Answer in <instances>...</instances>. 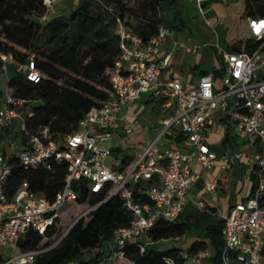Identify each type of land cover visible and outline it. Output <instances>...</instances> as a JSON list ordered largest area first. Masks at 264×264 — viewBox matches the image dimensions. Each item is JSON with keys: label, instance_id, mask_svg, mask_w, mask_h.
<instances>
[{"label": "built area", "instance_id": "1", "mask_svg": "<svg viewBox=\"0 0 264 264\" xmlns=\"http://www.w3.org/2000/svg\"><path fill=\"white\" fill-rule=\"evenodd\" d=\"M185 1L205 15L206 0ZM42 4L44 12L39 22L54 14V0H42ZM245 24L249 38L239 51H217L223 61L222 76L207 74L192 83L170 67L172 53L161 55L169 36L167 29L160 27L156 36L143 43L124 20L117 18L114 32L119 38V55L105 70L108 95L85 114L75 132L62 137L53 136L47 127L28 133L25 121L32 115L31 102L15 98L12 89L6 88L5 96L0 98V130L16 129V138L22 139L23 135L26 141L16 151L13 143L0 146L2 264H34L37 256L58 244L66 233L42 248L47 232L56 230L61 206L75 201L82 192H106L105 200L117 197L130 218L127 226L113 231L107 258H123L128 247L143 254L153 243L149 231L155 222H174L185 210L190 190L203 178L198 169L210 173L218 160L220 172L226 173L242 157V153L229 149L217 158L209 148L206 127L217 114L231 124L237 138L247 143L246 164L253 184L248 196L232 205L223 217L220 264H264V17H247ZM173 48L186 54L199 49L177 42ZM10 64L29 82L37 83L41 78L33 56L17 64L11 55L0 53V72L6 73ZM163 71L168 77H162ZM141 93L165 100V107H173V112L159 120L154 137L132 161L109 168L104 160L111 155L108 142L121 123L119 114ZM122 126L125 134L139 127L137 121L126 120ZM9 159H16L25 171L53 173V166L64 167L61 188L49 200L22 180L8 193L12 172ZM74 182L78 190L72 187ZM217 187V179L204 182V191L210 196L216 195ZM197 205L202 207L201 203ZM31 232L42 238L40 244L33 250L19 251L20 242ZM141 237L147 242H141ZM211 257L210 248L205 247L194 253H179L180 261L169 256L162 262L204 264ZM104 258L88 264H101Z\"/></svg>", "mask_w": 264, "mask_h": 264}, {"label": "trees", "instance_id": "2", "mask_svg": "<svg viewBox=\"0 0 264 264\" xmlns=\"http://www.w3.org/2000/svg\"><path fill=\"white\" fill-rule=\"evenodd\" d=\"M43 12L42 0H0V53L11 55L17 64L33 56L40 80L29 82L14 64H10L7 88L12 89L15 98L31 102L32 115L25 121L27 132L32 134L47 127L55 137L75 132L85 114L106 99L109 81L105 70L119 55V38L114 32L117 18L124 20L143 43L156 36L160 27L177 35L188 29L183 0H81L67 16H56L45 23L38 21ZM243 17H264V0H246ZM248 38L247 32L244 40H233L224 49L239 51ZM214 57L219 69L200 71L201 76H222V57L216 52ZM196 69L195 66L191 70ZM4 132L10 133L7 129ZM22 141H26V136L22 135ZM227 143L228 137L224 141ZM118 152L119 149H112L111 155ZM130 161L132 158L123 157L119 167ZM8 162L12 171L8 193L22 180H27L34 192L49 200L61 188L65 174L62 166H53L54 172L47 173L44 170L25 171L16 159ZM77 185L73 183L74 190H78ZM106 195V192L90 195L82 192L75 201L62 205L56 230L47 232L42 248L51 246L66 234L58 244L37 256L34 264H88L105 257L102 247L111 241L116 228L127 226L130 220L121 201L117 197L105 200ZM214 212L199 211L187 205L174 222L156 221L149 235L153 242H158L194 234L197 238L189 252L208 246L212 252L210 260L220 264L224 222L216 221ZM67 219L71 223L60 236ZM41 240L38 234L28 233L20 242L19 251L33 250ZM97 249L93 258H86ZM179 252L178 248L159 251L147 248L140 254L136 248L128 247L123 258L105 257L101 264H163L162 259L169 256L180 261Z\"/></svg>", "mask_w": 264, "mask_h": 264}, {"label": "rangeland", "instance_id": "3", "mask_svg": "<svg viewBox=\"0 0 264 264\" xmlns=\"http://www.w3.org/2000/svg\"><path fill=\"white\" fill-rule=\"evenodd\" d=\"M217 0H206L208 4L210 3H216ZM185 11L187 15L188 20V29L183 32L184 37H186L188 40L186 42L187 45H196L199 47V51L197 54H187L182 55V53L176 52L175 58L177 62H184L188 63L189 65L198 64V60L201 56L204 55V58L202 59L203 62L199 66V69L203 70L205 68L204 63L206 62L205 55L207 54V61H208V67H212L211 65L217 64V59L214 57V54L216 51H218L219 48H224L226 44H228L230 39H235L237 41L244 40L247 37L246 28L244 26L245 19L242 15V5L243 0H239L236 2V0H219L216 3L215 10H212V12H206L204 16H201L196 9H194V6L192 2L184 1ZM132 5V4H131ZM56 11H65V4H59L56 7ZM61 14V13H60ZM35 19V18H33ZM216 19V22H214ZM213 22L210 25L206 24V21ZM132 22V21H131ZM238 24V25H237ZM240 28L237 30V27ZM169 39L172 37H175V33L172 31H169ZM218 55V54H217ZM209 59V60H208ZM184 66V65H183ZM185 67V66H184ZM184 69V68H183ZM182 69V71H183ZM185 77L191 82L196 81L197 79V73L193 74L189 71L185 72ZM10 74V72H7L6 75ZM6 83L7 78L5 76V73L0 74V93L2 94V97L6 94ZM149 93H141L137 100L131 104H128L127 106L123 107L120 117L121 122L123 120H127L129 122H133L137 120L140 124V128L138 132H133L131 134H125L124 128L122 126V123H120L119 128L114 131V136L110 139L108 142V145L111 148L119 149V152L115 155H109L106 157L105 165L109 168L111 167H118L123 157H134L138 155L139 150L136 148V144H139V148L143 146L144 140L143 138L145 135L143 132L151 133L152 137L154 136V128H153V120L156 118V116L163 113V111L156 107L154 108L155 103H146L147 96ZM152 126V128L147 127ZM146 127V128H145ZM17 134V130L14 131ZM18 135V134H17ZM235 141L238 145H244V141L235 138ZM22 142L21 138L16 137H7L3 135L1 139V143L4 145H10L15 144L14 151L17 150V147H19L20 150V143ZM249 170V168L247 169ZM243 185L244 189L246 190L248 187V180L247 175H244L243 177ZM244 190V191H245ZM221 198V196H220ZM68 210V207L65 208L63 211ZM63 214V213H62ZM70 220L67 219L65 221V226L62 225L61 227V235L64 234L67 231L68 225L70 224ZM196 235L194 234H187L184 236L181 240H162L158 242H153L152 244L148 245V249L153 250H164L169 249L171 247H177L181 252H187L191 246V244L195 241ZM141 241L147 242V239L144 237L140 238ZM102 249H104V253L107 254L108 247L103 246ZM98 249L91 252L87 255V259L93 258L97 253ZM91 262V261H89Z\"/></svg>", "mask_w": 264, "mask_h": 264}, {"label": "crops", "instance_id": "4", "mask_svg": "<svg viewBox=\"0 0 264 264\" xmlns=\"http://www.w3.org/2000/svg\"><path fill=\"white\" fill-rule=\"evenodd\" d=\"M80 1L81 0H54V14L50 17V19H52L56 16H67L69 14V12L72 11L80 3ZM184 1L185 0H183V2ZM218 1L219 0H217L216 3ZM238 1L239 0H236V2H238ZM245 1L246 0H243L242 15L244 12ZM216 3H210V4L206 3L205 4V11L206 12H212V10H215ZM59 4H62V5L65 4V11H63V13L61 11H56L55 7ZM184 8H185V6H184ZM194 9H196V8L194 7ZM196 11H197V9H196ZM50 19H48L45 22H48ZM244 19H246V18H244ZM214 20H215L214 22H216V19H214ZM45 22H42V23H45ZM212 23L213 22L210 21V24H212ZM244 26L246 28V24H244ZM239 28H240V25H239V27H237V30ZM187 40L188 39L186 37H184V34H179V35L175 34V37H172L170 39L168 36V39H167L166 43L164 44V46L161 48L160 52H161V55H165L167 53H172L170 67H172V69L175 72L183 75L184 77H185L184 71L185 72L189 71L193 74L197 73L198 77H197L196 81H191L192 83H197L201 77L200 71H203V70L209 71L212 68H216V66H218V64L211 65L212 67H208L209 63L207 61V54L205 55V59H206L207 63H204L205 68L203 70L199 69V66L203 62L202 59L204 58V55L200 57V59L198 60V62H199L198 64L195 63L193 65H189L188 63H184V62L178 63L176 58H175V53L180 51L182 53V55H187V54L181 50L175 51L173 48L174 42H177L178 44L185 46V45H187L186 44ZM233 40H235V39H230L228 44L231 43ZM222 49L225 50L224 48H222ZM198 51H199V49L197 50V52ZM197 52L194 54H197ZM216 53H217V51H216ZM190 54H192V53H190ZM195 66L198 67V69H196L195 71H192L191 69ZM182 69H183V71H182ZM1 73L2 72H0V74ZM6 73H5V76H6L7 81H8V75H6ZM162 77L163 78L168 77V72L163 71ZM185 78L187 79V77H185ZM6 87H7V83H6ZM0 98H2V96ZM136 100L130 102L129 104L135 102ZM146 103H155L154 108L159 107L163 111V113L156 116V118H154V120H153L152 126L154 128V133H155V130L157 128H159V124H158L159 120L162 117H166L168 115H171L173 112V107H165V105H166L165 100H157V99L150 97V95L147 96ZM120 114H121V112H120ZM120 114H119V117H120ZM135 121H137V120H135ZM138 126H139L138 130L141 129L139 122H138ZM152 126H150V127L148 126L147 128H152ZM206 129H207L206 142L208 143L209 148L216 154L217 158H220L224 154V152L226 150H229V149L232 151H235V152L242 153V157L240 159L235 160V162L233 163L231 168L226 173L220 172L219 167H218L220 162L218 160L216 163L217 164L216 168L210 173H205V172H202L200 169H198V172L202 173L203 178L195 187H193L190 190V196H189V201H188L187 205H192L195 209H197L199 211L205 210L206 212H208L209 210H214L215 211L214 215L216 217V221H218V220H223V217L226 215L228 209L232 205L243 200L246 196H248V194L252 190L253 184L251 183L252 179L249 178L251 170L246 164V154L248 152L247 143L244 142L243 143L244 145H238L237 144V142L235 141L236 135L233 131L231 124H228V122L224 118H222L219 114H217L214 117V119H212L210 122H208ZM138 130L136 132H138ZM14 131L15 130H13V131L9 130L10 133L5 134L4 130H0V137H1L0 138V146L1 147L5 146L4 144L1 143V139H2L3 135H5L9 138L10 137H16L17 134ZM143 134L145 135V137L143 138V140H144L143 145L146 142L150 141L154 137V136L153 137L151 136L152 135L151 133H148L145 131L143 132ZM227 137L229 138V143L224 144V141L227 139ZM135 146H136V148H138L137 150L140 149L139 144H136ZM112 149H114V148H112ZM134 157H129V158H134ZM248 168H249V170H247ZM244 175H247V180H248V187L246 190L244 189L243 178H242ZM212 179L218 180L217 192H216V195H214V196H210L204 191V182L212 180ZM220 196H221V198H220ZM198 203H201V205H202L201 208L198 207V205H197ZM183 238H184V236L181 238L173 239V240L178 241V240H181ZM141 242H144V241H141ZM171 248H177V247H171ZM187 252H189V250ZM179 253H181V251ZM103 254L105 255V257H107V254H105L104 251H103ZM204 264H215V263H213L211 260H208Z\"/></svg>", "mask_w": 264, "mask_h": 264}]
</instances>
